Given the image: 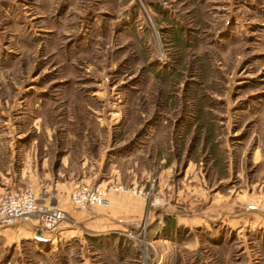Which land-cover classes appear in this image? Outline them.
I'll use <instances>...</instances> for the list:
<instances>
[{
	"label": "rangeland",
	"instance_id": "obj_1",
	"mask_svg": "<svg viewBox=\"0 0 264 264\" xmlns=\"http://www.w3.org/2000/svg\"><path fill=\"white\" fill-rule=\"evenodd\" d=\"M0 136L90 151L121 172L103 207L122 187L141 209L118 233L0 234V264H264V236L157 223L198 214L196 173L224 194L264 176V0H0Z\"/></svg>",
	"mask_w": 264,
	"mask_h": 264
},
{
	"label": "crops",
	"instance_id": "obj_2",
	"mask_svg": "<svg viewBox=\"0 0 264 264\" xmlns=\"http://www.w3.org/2000/svg\"><path fill=\"white\" fill-rule=\"evenodd\" d=\"M17 138L21 141L27 135ZM15 140L14 137L0 136V193L18 185L28 186L37 203L61 209L74 224H82L94 233H118L136 224L141 210L137 199H129L118 193L120 191L108 194L109 207H91L85 212L79 211L69 201L71 193L81 185L97 184L104 188L122 185L120 171L111 170L108 178H98L101 162L90 151L85 152L81 148L76 152L54 153L48 150V144L41 146L38 139L31 140L29 147L23 149L12 145ZM85 147L89 150L90 145ZM259 157L262 160L261 155L255 151V163L260 162ZM162 174H166V170L160 172L158 184H164V181H160ZM131 185L136 187V179L131 181ZM215 186L209 185L201 173H196L193 180L189 181L188 191L199 193V203L195 204L198 206V214L179 218L177 223L170 221L167 216L165 224L158 219L157 223L162 224V230L172 231L182 225L187 233L197 230L200 233H231L236 237L242 235L247 238L264 236V176L246 184V192L241 194L234 193V186L227 193H221L218 188L223 186V180ZM209 192H212L211 196ZM191 201L192 197L188 198L190 206ZM250 206L255 209L248 210ZM65 224V227H61V233L72 232L66 231L70 225ZM15 232L27 233V237L32 233L44 235L26 223L0 230V234ZM158 233L161 231L158 230Z\"/></svg>",
	"mask_w": 264,
	"mask_h": 264
},
{
	"label": "built area",
	"instance_id": "obj_3",
	"mask_svg": "<svg viewBox=\"0 0 264 264\" xmlns=\"http://www.w3.org/2000/svg\"><path fill=\"white\" fill-rule=\"evenodd\" d=\"M154 184L153 179L151 186ZM123 190L122 187H118L115 191ZM132 193L140 195L141 191L134 189ZM106 196V190L100 186L81 185L71 193L69 201L79 211L85 212L91 207L105 206ZM254 209V206L248 207V210ZM66 221H68V216L62 210L37 203L29 187L12 189L0 196V230L18 223H26L36 230L52 233Z\"/></svg>",
	"mask_w": 264,
	"mask_h": 264
}]
</instances>
